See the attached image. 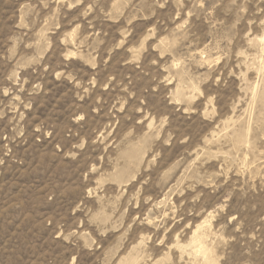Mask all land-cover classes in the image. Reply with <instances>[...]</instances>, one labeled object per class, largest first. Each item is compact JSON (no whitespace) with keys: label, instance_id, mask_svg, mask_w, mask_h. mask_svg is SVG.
<instances>
[{"label":"rangeland","instance_id":"rangeland-1","mask_svg":"<svg viewBox=\"0 0 264 264\" xmlns=\"http://www.w3.org/2000/svg\"><path fill=\"white\" fill-rule=\"evenodd\" d=\"M0 264H264V0H0Z\"/></svg>","mask_w":264,"mask_h":264},{"label":"bare ground","instance_id":"bare-ground-1","mask_svg":"<svg viewBox=\"0 0 264 264\" xmlns=\"http://www.w3.org/2000/svg\"><path fill=\"white\" fill-rule=\"evenodd\" d=\"M199 236V235H198ZM202 237V236H201ZM204 237V236H203ZM200 240L201 239H199V237L198 238H196V241H197V243L199 244V242H200ZM195 241V240H194ZM199 247V246H198ZM198 253V252H197ZM204 253V252H203ZM205 256V255H204ZM208 256V255H207Z\"/></svg>","mask_w":264,"mask_h":264}]
</instances>
